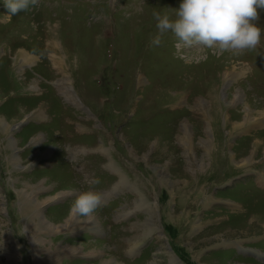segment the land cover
<instances>
[{"label":"rangeland","instance_id":"rangeland-1","mask_svg":"<svg viewBox=\"0 0 264 264\" xmlns=\"http://www.w3.org/2000/svg\"><path fill=\"white\" fill-rule=\"evenodd\" d=\"M179 2L0 0V264H264V32L153 45Z\"/></svg>","mask_w":264,"mask_h":264},{"label":"clouds","instance_id":"clouds-1","mask_svg":"<svg viewBox=\"0 0 264 264\" xmlns=\"http://www.w3.org/2000/svg\"><path fill=\"white\" fill-rule=\"evenodd\" d=\"M37 4L38 0H3L9 16ZM261 10H264V0H180L174 15L153 12L158 33L151 43L159 45L162 35L170 31L187 46L199 44L209 49L219 47L234 52L251 50L260 43L264 32L256 22ZM100 182L99 177L89 181L91 185ZM103 205L102 193L89 187L78 194L70 213L89 217Z\"/></svg>","mask_w":264,"mask_h":264},{"label":"bare ground","instance_id":"bare-ground-1","mask_svg":"<svg viewBox=\"0 0 264 264\" xmlns=\"http://www.w3.org/2000/svg\"><path fill=\"white\" fill-rule=\"evenodd\" d=\"M57 41V40H56ZM56 41L54 40V41H51V43L54 45V46H56L55 47V50H57V48H58V46L56 45ZM60 47V46H59ZM59 51V50H58ZM24 52H21L20 54H22L23 55V60L24 59H26V60H30L32 57L31 56H29L28 54H23ZM55 54V56L57 57V60H56V62L58 63V65L63 69V71H65V68L64 67H62V64H63V58L61 57V56H59L58 55V53L57 52H54ZM53 55V56H54ZM67 57V56H66ZM65 61V60H64ZM62 63V64H61ZM66 72V71H65ZM21 74V73H20ZM216 88V87H215ZM17 90V89H16ZM32 90V89H31ZM197 99H199L198 101H200V99L201 98H197ZM195 102H196V99H195ZM198 106H200V105H198ZM201 106H203V107H201V109H204V111L206 112L207 110H206V108H205V105L202 103V101H201ZM223 109V108H222ZM262 118V117H261ZM205 123V122H204ZM240 124H236V128L239 126ZM210 127V126H209ZM203 129V128H202ZM217 139V138H216ZM207 140V139H206ZM210 142H212V141H210ZM253 142V141H252ZM258 142V141H257ZM208 143V142H207ZM257 144V143H256ZM255 145V144H254ZM255 147V146H254ZM251 162V161H250ZM246 163V162H245ZM257 171V170H256ZM123 177V176H122ZM141 205V204H140ZM156 207V206H155ZM152 208V207H151ZM43 222V221H42ZM95 222V221H94ZM151 222V221H150ZM61 227V226H60ZM94 232H96V233H98V232H100V231H98L96 228H94V230H93ZM132 244V243H131ZM127 250V249H126ZM175 261H177V260H175Z\"/></svg>","mask_w":264,"mask_h":264}]
</instances>
